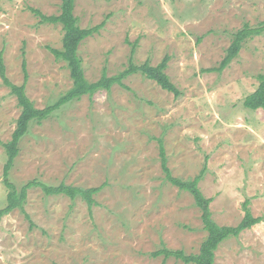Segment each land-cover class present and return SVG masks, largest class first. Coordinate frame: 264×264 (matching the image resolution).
I'll return each mask as SVG.
<instances>
[{"label":"rangeland","instance_id":"1","mask_svg":"<svg viewBox=\"0 0 264 264\" xmlns=\"http://www.w3.org/2000/svg\"><path fill=\"white\" fill-rule=\"evenodd\" d=\"M61 0H0V53L6 76L23 83L38 109L54 104L72 86L69 71L50 49H60L59 25L43 24L30 8L58 15ZM81 28H101L79 46L86 80H99L134 64L152 66L168 57L165 70L180 91L175 98L140 74L83 96L19 142L9 180L20 189L34 180L97 188L91 210L79 197L27 191L25 211L0 222V264H183L150 254L163 245L196 254L207 233L193 198L165 179L157 139L174 177L199 183L212 198L211 217L236 226L248 199L263 221L221 243L214 264H264V109L249 111L243 100L264 75V31L247 40L221 73L218 66L232 33L244 24L264 25V0H76ZM133 45L134 52L131 55ZM20 108L0 78V209L6 153Z\"/></svg>","mask_w":264,"mask_h":264},{"label":"trees","instance_id":"2","mask_svg":"<svg viewBox=\"0 0 264 264\" xmlns=\"http://www.w3.org/2000/svg\"><path fill=\"white\" fill-rule=\"evenodd\" d=\"M76 0H61L60 11L58 15L45 16L37 9H32V13L36 15L43 24L59 25L61 27L63 37L60 49H50L55 60L65 63L69 76L72 81L71 88L62 95L54 104L46 106L43 109L36 108L32 101L27 97L25 86L28 79L25 61L21 64L23 72V83L21 85L13 84L6 76V69L0 53V78L3 85L9 90L10 94L16 98L17 105L20 108V115L16 121V127L11 135V139L3 144L6 153V162L3 167V184L7 189L6 206L0 209V222L3 217L18 209L30 223V227H34L30 216L26 213L24 207L27 199V191L33 187L41 188L46 196L63 195L71 200L77 197L81 198L91 210L95 205L93 196L100 191L97 188H78L60 184L58 186H48L37 181H30L17 189L9 180V173L13 167L14 161L19 153V142L28 133L30 126L35 123L40 125L44 120L48 119L54 111L58 110L65 104L78 101L83 96H92L101 90L109 91L113 85H118L127 89L123 84V80L133 74H140L146 79L155 82L162 90L172 93L175 98L180 96V91L170 81L165 70L167 69L168 57H164L162 61L152 66L148 61L142 64H134L132 56H130L128 67L115 76L107 77L105 73L96 82H88L84 76L81 59L78 55L80 44L93 34L97 33L101 28V24L91 28H81L78 19L73 11ZM264 31V25L261 27H250L244 24L241 29L232 33L230 45L225 51V55L219 62L218 66L205 69L208 73H221L225 70L238 56L243 44ZM136 45H133L131 55ZM256 89L245 97L243 106L249 111L264 109V75L257 76ZM159 148L160 168L164 175V179L179 191L188 193L194 200V205L200 211V218L203 230L207 233L206 238L201 243L196 254H186L183 250H170L164 245L157 251L150 254L152 258L162 256L164 260L173 258L181 261L183 264H214L215 251L221 243L231 238H238L241 233L251 229L253 226L260 224L263 219L254 217L249 208L250 201L246 199L242 204L243 218L236 226H219L212 217L210 204L212 198L203 195L199 188L206 167L203 166L199 174L190 179H181L174 177L167 166V158L165 148L161 139H157Z\"/></svg>","mask_w":264,"mask_h":264}]
</instances>
